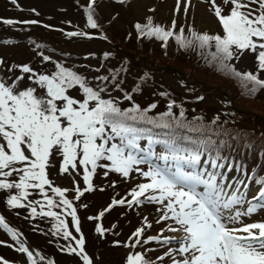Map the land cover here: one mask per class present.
I'll return each mask as SVG.
<instances>
[{
    "label": "snow or ice",
    "instance_id": "1",
    "mask_svg": "<svg viewBox=\"0 0 264 264\" xmlns=\"http://www.w3.org/2000/svg\"><path fill=\"white\" fill-rule=\"evenodd\" d=\"M94 3L95 0H90L86 8L88 24L92 28L98 26L93 18ZM205 3L220 25L219 32L210 34L190 29V36H185L183 27L175 31V19L170 27H164L154 24L151 17H148L147 24L137 23L135 27L140 35L155 37L165 45L170 37H174L182 48L208 49L220 70L226 69L246 85L251 84V93L264 89V78L260 74L238 70L234 63L250 60L256 69L264 72V0H205ZM189 5L190 0H176L175 12L182 11L186 15ZM3 23L11 25L16 21L6 19ZM68 35L87 36L88 33L72 32ZM213 48L215 50L211 51ZM43 60L49 61L51 57L43 56ZM17 67L21 75L0 77V190L8 191L9 206L23 207V202L27 201L26 206L31 208L33 215L37 214L39 206L42 216L55 217L59 221L55 226L57 231L63 229L64 238L71 237L75 241L76 247L68 246L67 251L80 255L84 264H92L85 251L83 235L79 239L73 236L68 223L60 219L59 212L53 211L63 207L72 217L76 232H80L76 207L65 195L69 189L54 186L49 178V169L55 166L54 158L60 159L61 174L71 175L82 167L87 188L75 187L77 200L83 191L92 190V177L98 167L110 169L123 177H129L135 171L147 182L131 189V199H113L109 208L155 202L161 206L156 223L164 221L166 227L160 234L143 239L145 227H138L128 238L126 247L135 248L148 242L168 246L163 255L157 257L161 264L164 257L169 258V264H264V219H245L264 209V176L257 178L253 170L249 177L245 171L244 178L235 180L233 186L218 180L216 174L205 176L195 170L201 156L199 148L188 149L175 139L156 141L151 136L147 147L140 145L143 129L136 126L137 122L147 121L156 127L170 128L167 118L175 119L172 112L175 101H170L168 111L157 119L147 115L156 108L155 103L142 109L133 101L131 107L121 108L113 98L102 96L104 88H94L85 76L61 63H56L55 71L48 73L35 71L28 64L13 65V68ZM24 74L30 82L27 85L22 83ZM97 79L106 81L108 78ZM124 98L133 100L128 93ZM180 117H184L183 109ZM179 123L177 120V126ZM154 143H163L165 150L157 153ZM200 144L203 146L202 141ZM220 159L222 157L217 152L211 163L223 167L217 163ZM102 161L106 163H100ZM142 164L147 165L146 170L139 167ZM235 166L240 170L239 165ZM186 167L193 170L185 171ZM104 175L107 176L108 172ZM246 179L260 185L251 201L246 199V193L240 191L241 187H248ZM30 189L38 190L46 204L40 200H29ZM49 190L59 197V201L48 195ZM244 204L247 207L242 210L239 206ZM103 215L101 212L100 216ZM144 224L152 227L146 217ZM0 227L11 233L13 240L19 243L17 250L27 255L30 264H38L33 252L19 241V234L5 223L2 215ZM96 231L103 234L105 229L98 225ZM165 232L172 235H165ZM43 260L44 257L40 256V261ZM0 264H9V261L0 257ZM48 264H53V261L49 260ZM126 264L155 262L147 257L146 252L131 251Z\"/></svg>",
    "mask_w": 264,
    "mask_h": 264
},
{
    "label": "rangeland",
    "instance_id": "2",
    "mask_svg": "<svg viewBox=\"0 0 264 264\" xmlns=\"http://www.w3.org/2000/svg\"><path fill=\"white\" fill-rule=\"evenodd\" d=\"M83 2V3H82ZM219 2V0H217ZM176 0H95V5L99 10L100 16L104 18V21L100 17L93 16L97 23L96 28H92L88 24V17L86 12V0H0V18H14L19 21L34 19L38 22L50 23L51 26H57L67 30L69 33L80 32L78 29L86 31L87 33H94L100 36L97 39L88 38L87 36H70L63 35V40L57 33H45L42 29H34L31 31L30 28H26L23 36L28 34L29 38H20L21 43H0V60L3 61L0 64V77L14 78L17 75H21L20 68H13V65L28 64L35 71L38 72H52L55 71V64L61 63L65 67L71 68L85 76L91 86L94 88H104L105 91L102 93L103 97L110 96L115 100L121 99V94H131L133 97L132 102L139 104L142 109L147 108L150 104L158 101V95L154 92L148 83H144L151 75L159 81L163 82L173 92V101L177 106H182L187 112L186 115L191 116L194 112H199L198 115L209 114L211 116L216 113L229 112V114L238 113L237 109L246 108L249 111L245 114H259L264 116V89H259L254 94L249 91L251 84H245L243 81L241 85L238 84L237 80L234 84L227 78H222L218 75H212L209 72H202L205 77L200 81L197 76L192 74L191 78H195L196 81L201 82L203 88L199 90L191 88L183 84L179 74H176V66L173 64L179 63V58H174L170 52L173 48L170 45L164 46L165 49L159 50L160 40L155 37H144L138 39L135 36V32H139L137 29L134 30V26L137 23H144L151 17L157 24L166 26L171 24L172 20L176 22H183L186 20L195 28L199 30H208L211 33L220 31V25L209 9V5L205 3V0H190L188 12L185 15L182 11L180 13L175 12ZM182 2V8H183ZM204 8L211 16V20L205 18L202 13ZM95 9V8H93ZM84 14V16H83ZM106 22H109L107 24ZM7 26L0 23V39H6L8 36L14 38V34L6 30ZM34 28V27H33ZM34 34V37H31ZM60 34V33H59ZM130 34L132 37H129ZM62 35V34H61ZM42 39L43 53H47V56L51 57V60H43V56L32 51L25 41H32L36 38ZM68 40V41H66ZM38 42V41H35ZM119 45L123 52H126L127 59H132L135 63L140 62L147 67H142L145 70H139L131 67L129 62L123 58V53H113L111 46ZM32 47V44H30ZM60 49L64 53H60ZM110 49V50H109ZM83 55L89 53V60H81L80 63L86 64V68L76 63L78 59H73L75 54ZM105 53L108 55L106 56ZM170 53V54H169ZM129 57V58H128ZM110 58V59H109ZM111 58H113L111 60ZM105 61V68L103 69L100 64ZM108 62L114 63V68H110ZM146 63V64H145ZM235 66L241 71H256L260 74L261 78H264V72L254 67V62L250 60L235 61ZM174 67L175 73L168 70ZM209 67V66H208ZM211 69V68H209ZM113 72V73H111ZM111 75L112 77H108ZM25 79L22 82L27 85L30 83L27 80V74H24ZM98 77H107L106 81L97 79ZM117 85L120 89L117 90ZM219 88L225 92H230L229 96L233 97L234 94H241L244 97L236 100V104H233L230 99L226 97H219L216 94ZM123 92V93H122ZM246 96V97H245ZM240 100V102H239ZM121 104V101L119 102ZM148 123L147 121H145ZM242 147L248 143L247 140L241 139ZM55 166L49 169V178L59 186L68 189H75L79 186H84L83 177L79 168L69 174L59 173L60 159L54 158ZM100 163H106L104 161ZM249 166L252 163L249 162ZM142 169H147V165H139ZM99 174L94 180V185L97 187L96 191L89 197H95L96 199H87L84 205L91 207L89 212L95 213L97 208L102 207L109 201V197L114 199L123 195H129L131 189L139 183H146L147 179L139 173L133 171L129 177H123L121 174L116 173L110 169L100 167ZM264 170V164L259 171ZM108 172L105 176L104 173ZM185 171H192L185 170ZM200 171V170H198ZM202 172V171H200ZM207 176L206 173H204ZM218 180H223L225 184H230L232 181L239 179V175L231 172L227 175H217ZM18 179V177H17ZM84 183V184H83ZM258 189L248 186L243 190L246 193V199L251 201L252 197L257 194ZM29 200H40L43 198L39 194L38 190H29ZM8 191L0 190V211L3 213L5 218H8L13 226L23 231L31 232L30 226L32 224L29 221H35L38 219L46 220L48 216H42L40 214L39 206H37V214L33 215L31 208L27 207V201H24L23 207H12L7 204ZM143 199V198H141ZM59 201V199L57 200ZM94 202V203H93ZM147 209L135 208L128 212L120 209L119 212H114V215H109L108 218H98L97 222L99 226L105 229L106 236L109 238L108 241H101L97 244V236L101 237V233L96 231L98 226L96 221H91L89 226V232L92 243H89L88 247L85 248L87 251L90 249L88 256L92 260V264H126L127 256L131 251H139L143 245L133 248H111L107 244L114 243L115 241H124V233L127 235L133 229L141 226V218L148 214V222H155L157 216L160 214L158 209L161 207L155 202L144 201L139 204ZM138 205V206H139ZM241 209H246L247 204L239 206ZM47 210V208H45ZM77 211L79 213V204H77ZM61 213V210H58ZM120 213H124L125 217ZM71 216H68L65 212L64 219L68 221ZM246 220L255 221L264 219V209L258 210L251 217H245ZM119 221V223L117 222ZM161 223H164L162 221ZM47 229L49 235L53 233V224L48 219ZM80 226L82 223L80 222ZM119 228L123 229L124 233L118 232ZM83 235L85 244L88 242V238ZM0 240H3L0 235ZM52 244L49 250L40 251L46 261H53L55 264H83V259L76 253L67 251L68 246L76 247L75 241L69 237L65 239L64 236L50 237ZM116 244V243H114ZM147 249H152L150 245L146 246ZM165 248H159L156 252L146 251L142 249L140 252H146L148 258L153 257L156 254L161 253ZM0 254L8 255L11 254L5 244H0ZM153 255V256H152ZM61 260V263L58 257ZM40 258V256H39ZM97 262V263H96ZM159 264V261L156 259ZM44 264H46L44 262Z\"/></svg>",
    "mask_w": 264,
    "mask_h": 264
},
{
    "label": "trees",
    "instance_id": "3",
    "mask_svg": "<svg viewBox=\"0 0 264 264\" xmlns=\"http://www.w3.org/2000/svg\"><path fill=\"white\" fill-rule=\"evenodd\" d=\"M185 36H190L187 35V33L184 31ZM215 49H211V51H214ZM181 55H185L183 57H180ZM174 58H179V63L178 64H173L174 66L178 67L179 69H176L177 73L182 72L185 77L189 78L190 80H195V78H191L192 74H194L195 76H197L198 80L200 81V78H204L205 75L201 73L202 72H209L212 75H218L222 78H227L228 80H230L235 87V81L237 80L238 84L241 85V82L239 81V79L235 76H233L231 73H229L226 69L225 70H220L218 67V63L216 61H212L210 55H209V50L208 49H199L195 46L193 47H189V48H183V49H178L176 52V55L174 56ZM209 66V67H208ZM211 68V69H209ZM241 97H244L241 94H234V96L232 97L233 100L236 103V100L241 99ZM240 102V100H239ZM242 112H248L249 110L246 108H239ZM247 115V114H246ZM249 117V121L247 123H244V126H250L251 121H253L254 123H263L264 122V116H261L259 114H248ZM143 125V124H142ZM223 130L229 131L226 128V125L222 127ZM240 129L236 128L233 131V135H237L238 133L236 131H239ZM241 135L245 136V133L243 132H239ZM264 135H262L261 137H263Z\"/></svg>",
    "mask_w": 264,
    "mask_h": 264
},
{
    "label": "bare ground",
    "instance_id": "4",
    "mask_svg": "<svg viewBox=\"0 0 264 264\" xmlns=\"http://www.w3.org/2000/svg\"><path fill=\"white\" fill-rule=\"evenodd\" d=\"M202 9V13L205 16L206 19L211 20L210 14L204 9V8H199V10Z\"/></svg>",
    "mask_w": 264,
    "mask_h": 264
}]
</instances>
